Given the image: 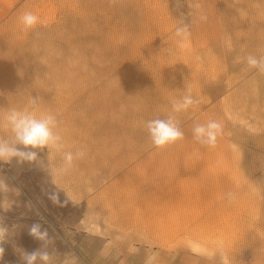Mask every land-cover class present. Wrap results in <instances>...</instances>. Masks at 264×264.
Here are the masks:
<instances>
[{
  "label": "rangeland",
  "instance_id": "374dc122",
  "mask_svg": "<svg viewBox=\"0 0 264 264\" xmlns=\"http://www.w3.org/2000/svg\"><path fill=\"white\" fill-rule=\"evenodd\" d=\"M11 1L0 117L37 97L62 139L0 160V264L42 246L50 264H163L190 241L218 264H264V73L246 61L264 56V0ZM186 95L198 103L173 112ZM169 114L183 139L156 147L147 122ZM209 121L221 131L201 144Z\"/></svg>",
  "mask_w": 264,
  "mask_h": 264
},
{
  "label": "clouds",
  "instance_id": "9594fccd",
  "mask_svg": "<svg viewBox=\"0 0 264 264\" xmlns=\"http://www.w3.org/2000/svg\"><path fill=\"white\" fill-rule=\"evenodd\" d=\"M25 28H32L38 23V17L31 12L21 17ZM180 29L177 35L181 34ZM250 68H256L264 73V56L257 58L249 55L246 58ZM198 101L190 95H186L181 101L173 102V112L186 111ZM0 126L7 127L10 132L8 138H0V160L10 161L13 158L21 160H33L37 156V149L46 147H60L61 136L58 129V121L51 112L41 111L37 97H32L30 107L22 110L9 109L6 114L0 117ZM149 139L156 147H164L179 139H183L184 133L179 127L176 117L169 114L167 118H156L147 122ZM221 131V125L216 121H209L207 124H197L193 129L194 139L201 144H211L216 140ZM76 157H82V151L77 152ZM65 162L71 166L74 155L71 152L65 153ZM4 229L0 228V238L3 237ZM29 235L34 239L44 241L47 237L46 230H42L39 223L33 224L29 229ZM43 247V246H42ZM37 248L31 252L25 251L21 256L24 264H36L39 260L42 264H50L51 255L48 251ZM4 248L0 247V260L3 258Z\"/></svg>",
  "mask_w": 264,
  "mask_h": 264
},
{
  "label": "crops",
  "instance_id": "0c3cea01",
  "mask_svg": "<svg viewBox=\"0 0 264 264\" xmlns=\"http://www.w3.org/2000/svg\"><path fill=\"white\" fill-rule=\"evenodd\" d=\"M11 4H12L11 0H0V18L4 17L6 11L11 9V6H12ZM203 248L196 250V249H192L190 245L182 246L180 247V250H179V253L176 259L174 260L171 259L168 262L164 261L163 264H218L220 263L219 261H216L215 258L211 254H209L207 251H205ZM152 261H149V264H153Z\"/></svg>",
  "mask_w": 264,
  "mask_h": 264
},
{
  "label": "bare ground",
  "instance_id": "6f19581e",
  "mask_svg": "<svg viewBox=\"0 0 264 264\" xmlns=\"http://www.w3.org/2000/svg\"><path fill=\"white\" fill-rule=\"evenodd\" d=\"M190 247L192 248V249H202L203 247H202V245L201 244H199L198 242H196V241H190Z\"/></svg>",
  "mask_w": 264,
  "mask_h": 264
}]
</instances>
